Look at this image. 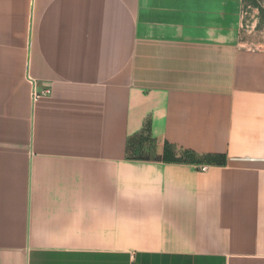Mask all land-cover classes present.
Instances as JSON below:
<instances>
[{
  "label": "crops",
  "instance_id": "obj_1",
  "mask_svg": "<svg viewBox=\"0 0 264 264\" xmlns=\"http://www.w3.org/2000/svg\"><path fill=\"white\" fill-rule=\"evenodd\" d=\"M245 2L0 0V264H264Z\"/></svg>",
  "mask_w": 264,
  "mask_h": 264
},
{
  "label": "rangeland",
  "instance_id": "obj_2",
  "mask_svg": "<svg viewBox=\"0 0 264 264\" xmlns=\"http://www.w3.org/2000/svg\"><path fill=\"white\" fill-rule=\"evenodd\" d=\"M243 18V34L246 42L264 44V0L248 1Z\"/></svg>",
  "mask_w": 264,
  "mask_h": 264
},
{
  "label": "built area",
  "instance_id": "obj_3",
  "mask_svg": "<svg viewBox=\"0 0 264 264\" xmlns=\"http://www.w3.org/2000/svg\"><path fill=\"white\" fill-rule=\"evenodd\" d=\"M246 2H245V7L247 6V4H248V1H251V0H245ZM246 10L244 9V12H245ZM244 12H243V18H244ZM48 94H50V91H44V92H42V93H39V92H37L36 91V89H35V86H33V92H32V97H33V101L34 102H36L39 98H41L42 96H45V95H48ZM202 170L203 171H206L207 170V168H202Z\"/></svg>",
  "mask_w": 264,
  "mask_h": 264
}]
</instances>
